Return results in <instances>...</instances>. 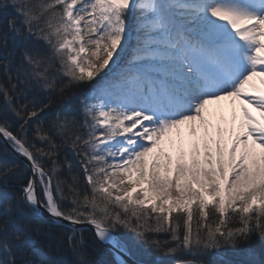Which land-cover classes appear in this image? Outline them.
<instances>
[{"label": "snow or ice", "instance_id": "obj_1", "mask_svg": "<svg viewBox=\"0 0 264 264\" xmlns=\"http://www.w3.org/2000/svg\"><path fill=\"white\" fill-rule=\"evenodd\" d=\"M0 16V138L24 158L0 159V264H96L88 227L117 264L120 228L173 264L225 248L264 264V0H0Z\"/></svg>", "mask_w": 264, "mask_h": 264}, {"label": "trees", "instance_id": "obj_2", "mask_svg": "<svg viewBox=\"0 0 264 264\" xmlns=\"http://www.w3.org/2000/svg\"><path fill=\"white\" fill-rule=\"evenodd\" d=\"M5 31H6V17L0 16V36H2ZM12 36H13L12 33H8L9 43L11 42ZM91 87L92 85L85 84L82 85L80 88L72 89V92L85 91ZM68 95H71V93H69ZM68 95L65 96L54 95L51 98L50 111L48 113L49 116L54 114V112L60 106H62V104L68 99ZM13 157L16 156L0 140V159H12ZM17 159L20 160L19 158ZM18 187L19 184L15 180H11L6 189V191L13 198L14 201L17 196ZM21 207H23V205H21ZM0 212H2V209H0ZM62 234H63L62 228H60L58 225H52L50 228L49 240L52 243L54 250L58 248L61 252L67 255V252L64 249L63 245L60 244V239L62 237ZM83 235L85 242L88 245V250L92 255V259L96 262V264H117V259L112 255V253L107 248H105L95 239L94 235L90 230L86 229ZM117 236L126 243L130 253H132L138 259L144 260L151 264H157L158 259L162 260L163 264H173V262L168 257L158 258L150 249L147 248L146 245L143 244V242L136 241L134 235L131 232L123 228H120L117 231ZM165 238L166 237L163 235L160 236V239H165ZM253 245L257 249H264V244H262L256 238H253ZM36 247L39 248L41 251H45V252L48 251V249L45 247V243L41 241L39 238H37ZM93 249H95V251ZM53 254H55V252H53ZM221 255H222V260H218V264H228V262H233V264H235L236 261L242 258L239 253L233 251L230 248L223 249ZM22 258L26 259L27 257H22ZM68 258L70 259V256Z\"/></svg>", "mask_w": 264, "mask_h": 264}, {"label": "rangeland", "instance_id": "obj_3", "mask_svg": "<svg viewBox=\"0 0 264 264\" xmlns=\"http://www.w3.org/2000/svg\"><path fill=\"white\" fill-rule=\"evenodd\" d=\"M230 104L231 102L229 100H223V101H220L216 104H211L209 105V111L210 112H214L216 115L214 117V123H219V115L220 114H223L225 116L226 119H229L231 118V112H230ZM255 115H259L258 113H254ZM240 113L239 111H237V116L239 117ZM185 131V136H187V128L185 127L184 129Z\"/></svg>", "mask_w": 264, "mask_h": 264}, {"label": "water", "instance_id": "obj_4", "mask_svg": "<svg viewBox=\"0 0 264 264\" xmlns=\"http://www.w3.org/2000/svg\"><path fill=\"white\" fill-rule=\"evenodd\" d=\"M2 139V138H1ZM3 140V139H2ZM4 142V141H3ZM6 144V142H4ZM10 149H11V146L6 144ZM12 150V149H11ZM16 155V154H15ZM18 158H20L21 160H23L24 158L23 157H19L17 156ZM25 163H27V161H25ZM91 229V227H88ZM93 231V229H91ZM94 233V231H93ZM104 246H106L110 251H112V253L117 257V254L114 252L112 246L110 244H106V243H102ZM120 258L123 259L126 263L128 264H147L143 261H140L138 259H136L134 256H132L129 252L128 254H124V253H120L119 254Z\"/></svg>", "mask_w": 264, "mask_h": 264}]
</instances>
